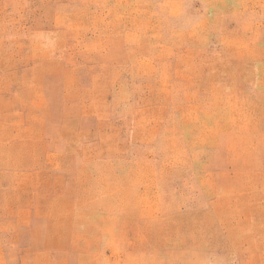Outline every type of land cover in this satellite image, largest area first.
I'll return each mask as SVG.
<instances>
[{
  "label": "rangeland",
  "instance_id": "obj_1",
  "mask_svg": "<svg viewBox=\"0 0 264 264\" xmlns=\"http://www.w3.org/2000/svg\"><path fill=\"white\" fill-rule=\"evenodd\" d=\"M0 264H264V0H0Z\"/></svg>",
  "mask_w": 264,
  "mask_h": 264
}]
</instances>
